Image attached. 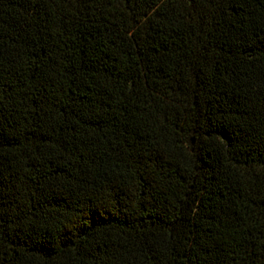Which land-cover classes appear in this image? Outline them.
Returning a JSON list of instances; mask_svg holds the SVG:
<instances>
[{
    "label": "trees",
    "instance_id": "1",
    "mask_svg": "<svg viewBox=\"0 0 264 264\" xmlns=\"http://www.w3.org/2000/svg\"><path fill=\"white\" fill-rule=\"evenodd\" d=\"M0 264H264V0H0Z\"/></svg>",
    "mask_w": 264,
    "mask_h": 264
}]
</instances>
